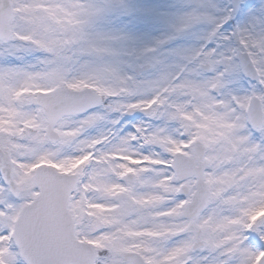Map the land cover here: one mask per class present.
<instances>
[{"label":"snow or ice","instance_id":"6c2138e0","mask_svg":"<svg viewBox=\"0 0 264 264\" xmlns=\"http://www.w3.org/2000/svg\"><path fill=\"white\" fill-rule=\"evenodd\" d=\"M0 264H264V0H0Z\"/></svg>","mask_w":264,"mask_h":264},{"label":"rangeland","instance_id":"374dc122","mask_svg":"<svg viewBox=\"0 0 264 264\" xmlns=\"http://www.w3.org/2000/svg\"><path fill=\"white\" fill-rule=\"evenodd\" d=\"M248 3H258V0H247ZM134 6L140 9H152L158 12H174L179 0H129ZM121 26H126L129 31L137 34L149 36L158 35L162 30L161 26L148 16L137 15L131 18H124L117 22ZM136 27L137 29H134Z\"/></svg>","mask_w":264,"mask_h":264}]
</instances>
